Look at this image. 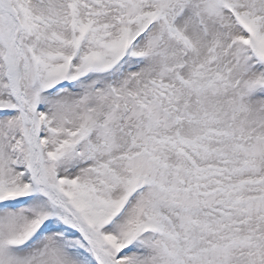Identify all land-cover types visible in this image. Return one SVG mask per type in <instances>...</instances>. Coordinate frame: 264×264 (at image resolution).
Masks as SVG:
<instances>
[{
  "label": "snow or ice",
  "instance_id": "snow-or-ice-1",
  "mask_svg": "<svg viewBox=\"0 0 264 264\" xmlns=\"http://www.w3.org/2000/svg\"><path fill=\"white\" fill-rule=\"evenodd\" d=\"M0 264H264V0H0Z\"/></svg>",
  "mask_w": 264,
  "mask_h": 264
}]
</instances>
